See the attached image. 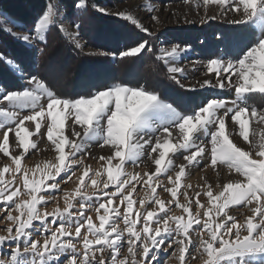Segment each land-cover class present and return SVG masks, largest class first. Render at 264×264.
Wrapping results in <instances>:
<instances>
[{
  "label": "snow or ice",
  "instance_id": "snow-or-ice-1",
  "mask_svg": "<svg viewBox=\"0 0 264 264\" xmlns=\"http://www.w3.org/2000/svg\"><path fill=\"white\" fill-rule=\"evenodd\" d=\"M202 4L206 12L209 5H215L223 17L229 13L238 16L227 20L235 27L213 33L215 44L222 45L224 52H213L207 59V73H215L214 78L186 86L184 69L167 67L169 79L180 89L207 93H201L198 102L169 101L143 84H93L83 95L66 97L38 74L23 75L26 83L19 89L0 82V152L11 159V164L0 168V211L5 206L9 209L2 217L9 223L0 234V252L5 248L8 252L0 264H161L159 257L170 249L178 264H187L186 254L195 259L193 252L199 253L202 264H264V127L253 129L250 140V124L264 126V0H202ZM89 6L102 15L131 22L145 35L116 51H85L80 24L72 22L73 32L59 24L80 55L139 59L144 52L158 50L156 59L175 65L193 51L190 42L164 33L156 35L131 14L109 12L98 4L89 5L88 0L74 2L78 12ZM60 15L58 2L46 0L32 29L3 31L33 54L43 56L47 54V33ZM151 19L159 23L155 14ZM215 19V13L206 15L200 23ZM207 43L201 40V45ZM156 44L166 47L157 49ZM21 72L14 57L0 53V73L16 77ZM226 88L234 98L217 93ZM257 103L262 107L258 109ZM229 119L238 125V135L247 149L233 142L226 127ZM68 120L71 136L79 139L63 135ZM26 121L34 124V130L25 126ZM42 124L46 133L41 132ZM10 133L17 147L24 150L19 154L8 151ZM37 134L38 138L46 134L58 154L57 162L44 164L39 179V165L35 169L21 167L24 153L37 148L36 142H29V137ZM97 141L109 145L111 154L100 157L103 163L92 175L88 169L83 171L75 191L64 193L63 209L42 212L47 197H54L59 185L56 177L63 172L71 179L73 164L82 163L79 156ZM177 151L186 161L178 167L169 155ZM141 158L154 163L153 172L133 175L125 170L126 163L138 165ZM202 161L205 167H224L237 178L217 185L218 192L206 182L190 197L186 189L191 185L182 189L181 178L188 166L199 167ZM161 174L168 184L160 183ZM138 185L145 186L150 195L134 200ZM89 187L94 189L92 193L87 191ZM157 187L170 198H160ZM201 195L207 198L206 203H201ZM77 197L79 209L74 212ZM113 201L118 203L112 206ZM172 206L180 209L181 215L172 214ZM233 206L249 208L250 215L243 223L229 214ZM89 209H94L98 225L87 214Z\"/></svg>",
  "mask_w": 264,
  "mask_h": 264
},
{
  "label": "rangeland",
  "instance_id": "rangeland-1",
  "mask_svg": "<svg viewBox=\"0 0 264 264\" xmlns=\"http://www.w3.org/2000/svg\"><path fill=\"white\" fill-rule=\"evenodd\" d=\"M53 2H58L61 15L57 25L50 26L47 33L46 55L42 56L39 52L33 54L32 50L27 49L22 42L15 39L12 35L9 34L5 36L7 35L5 31L6 33L2 36L0 32V53L14 57L17 61V65L22 69L21 74L16 77L0 73V82L6 84L9 88H22L26 83V81L22 79L23 75L38 74L46 79V81H51L52 83L60 82L64 85L60 86L63 88V96L66 97L83 95L91 90L90 86L93 84L119 82L132 85L143 84L149 89H155L163 98L169 101L174 98H181L189 104L198 102L203 90H200V93H191L180 89L178 85L169 79L170 74L167 72V67L177 66L184 69L187 79L184 80L183 83H185L186 86L197 85L198 82L206 78H214L215 73H207L205 66L207 59L213 52L217 55H224V52L222 51V45L217 46L215 44L213 33L235 27L230 26L227 20L237 18L238 16L236 13H229L227 17H223L219 15L215 5H209V10L206 12L202 0H200L199 8L196 7L197 0H88L89 5L98 4L108 9L109 12H125L131 14L156 35L164 33L167 36L177 37L191 43L193 51L189 55L180 59L175 65H166L163 60L156 59V57L160 55L158 50L144 52L139 59L125 58L123 60H113L111 57L78 54L67 34L59 30V24H63L67 32L75 31L72 27L73 21L80 24V38L82 43L86 45L85 51L89 49L96 50L97 48L105 51H116L124 48L125 45L134 44L145 34L140 32L131 22L119 19L114 15H102L94 11L90 6L87 10L78 12L74 7L75 0H53ZM45 3L46 0H0L1 29L11 28L14 33L29 31L33 28L37 13L41 11ZM149 9H154L155 11H149ZM214 13L217 14V19L209 20L203 24L200 23L206 15L211 16ZM153 14L159 17V23L151 19ZM186 19L194 23H186ZM161 40H163V36H161ZM201 40H207L208 43L206 45H201ZM160 47H166V45L156 44L157 49ZM51 54L54 55V58H52ZM30 66L34 68L32 71H28ZM122 66L125 67L124 72L130 73L131 75L126 77L122 75L125 73L120 74L119 71ZM109 67L111 70H109ZM90 68H95V70L98 68L99 70L97 72L94 70L95 75H93L92 80L88 78ZM37 71H39V73ZM176 75L178 76V74ZM108 76H110L109 80L107 79ZM233 79H235V77H233ZM69 92L76 93L70 95ZM217 93L229 99L234 98L233 92L227 88L224 90H217ZM203 94L206 95L207 93ZM256 106L258 109L262 107L259 103H257ZM21 115H24V113H21ZM70 123V120L65 122L63 135L67 136L69 139H79L71 136L68 127ZM25 126L28 127L30 131L34 130V124L30 121H26ZM226 127L227 131L232 134L231 138L233 142L247 149V144L243 142L242 138L238 135V125H234V122L229 119L226 120ZM261 127L264 126L257 125L254 122L250 124V140L252 139L251 131L253 129L259 130ZM76 128L80 130L78 125ZM234 128L236 131H233ZM41 132L46 133V128L43 124L41 126ZM38 135L39 134L29 137V142H36L37 148H29L21 159L22 168L35 169L37 165L40 166V169H38L36 173L37 179L40 178V171L43 169L44 164L46 162H57L56 157L58 155L51 145V142L47 140L46 134L43 138H38ZM9 140L8 151L10 154H19L24 151L22 148L17 147L13 133L9 134ZM65 152L67 154V147ZM110 154L109 145L101 146V142L99 141L90 144L85 153L79 156L82 163L73 164L75 175L72 176L71 179H67L63 172L61 176L56 177V180L59 181V185L55 190L54 197H47L48 203L45 207L41 208V211L51 213L57 207L63 209L64 193L74 192L80 183L78 178L82 175L83 171L88 169L89 175H92V172L100 168L103 163L100 157ZM169 155L172 157L175 166L178 167L180 164H186L180 151L170 153ZM6 164H11L10 156L5 157L4 154L0 152V168ZM154 169V163L145 158H141V162L138 165H133L131 163L125 164V170L133 175L136 173L143 175L144 173L153 172ZM31 175L32 173L30 172V176ZM67 175H71V173ZM61 177H64V179H61ZM236 178L235 174H230L226 168L219 166L216 169L205 167L202 161L199 167L190 165L186 168L185 176L181 178V186L182 189H184L187 185H191V187L186 190L189 196L193 197L195 192L205 187L206 182L212 185L214 192H218L220 188H217V185H223L230 179ZM5 179H10L7 173L5 174ZM84 179L87 180L88 177L86 176ZM48 183H51V181H48ZM160 183H169L166 176L163 174L160 176ZM87 191L92 193L94 189L89 187ZM157 193L162 199L167 200L170 198V195L161 191L159 187H157ZM146 195H150L148 189L145 186L138 185L137 190L133 192L132 198L134 200H139L145 198ZM21 199H27V197L22 196ZM93 199H95V197ZM78 200L79 197L73 201L74 212L79 209ZM180 200L181 203H184L182 197H180ZM200 200L201 203H206L207 198L201 195ZM116 203H118V201H113L112 206ZM135 208L136 206L134 205V210ZM8 210L9 209L5 206L4 209L0 211V234H4L3 229L9 223L2 218L4 212ZM140 211H143V209H140ZM193 213H195V207H193ZM87 214L92 215L96 225L99 224L94 209H89ZM172 214L179 216L181 215V210L172 206ZM229 214L235 216L243 223L245 217L250 215V211L249 208L244 206H233ZM48 219L51 220L52 217H48ZM120 227H124L122 223ZM193 238L195 239V234H193ZM40 239L42 240L43 237L41 236ZM171 251L170 249L168 253L161 254L159 257L161 264H178L175 256L171 255ZM7 252V248H5L3 252H0V259H6ZM193 256H195V259H191L186 254L187 264H202L198 252H193Z\"/></svg>",
  "mask_w": 264,
  "mask_h": 264
},
{
  "label": "trees",
  "instance_id": "trees-1",
  "mask_svg": "<svg viewBox=\"0 0 264 264\" xmlns=\"http://www.w3.org/2000/svg\"><path fill=\"white\" fill-rule=\"evenodd\" d=\"M7 9V8H6ZM0 32H1V35L2 36H4V33H6L5 31H3L2 29H1V27H0ZM7 35H5V36H8L9 34L8 33H6ZM52 55V54H51ZM52 58H54V55H52ZM26 64V63H25ZM97 67V66H96ZM114 68V67H113ZM124 68L125 67H123L122 66V68L120 69V71H119V73L121 74V73H125V74H122L123 76H129V75H131L130 73H127V72H124ZM34 68H32V66H30L29 68H28V71L29 70H33ZM94 70H95V68L93 69V68H90V70H89V72H90V74H89V76H88V78H91V80H92V78H93V75H95L94 74ZM109 70H111V68L109 67ZM97 71H99L98 70V68H96V70H95V72H97ZM38 73H39V71H37ZM136 75V74H135ZM135 75H133V76H135ZM131 77V76H130ZM109 78H110V76H108L107 77V79L109 80ZM86 79V78H85ZM47 82H49V81H47ZM58 82V81H57ZM50 84H51V86L53 87V89L55 90V92H57V93H59L60 95H64L63 94V88L61 87V86H64V85H62L60 82L59 83H52L51 81L49 82ZM56 84V85H55ZM61 85V86H60ZM60 86V87H59ZM79 89V88H78ZM78 89H77V91H78ZM74 93H76V92H69V94L71 95V94H74ZM68 94V95H69Z\"/></svg>",
  "mask_w": 264,
  "mask_h": 264
}]
</instances>
